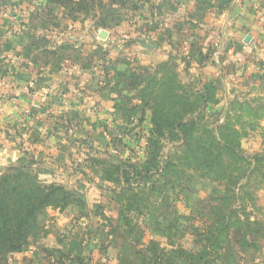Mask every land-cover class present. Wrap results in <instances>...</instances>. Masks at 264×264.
<instances>
[{"label":"crops","instance_id":"obj_1","mask_svg":"<svg viewBox=\"0 0 264 264\" xmlns=\"http://www.w3.org/2000/svg\"><path fill=\"white\" fill-rule=\"evenodd\" d=\"M49 2L0 0V170L31 156L39 184L81 205L43 209L12 263L100 264L118 203L98 162L118 146L144 157L150 127L146 104L115 75L171 56L182 84L214 92L232 80L263 96L264 0H109L94 28L40 7ZM52 17L60 30L46 27ZM224 62L232 68L222 78Z\"/></svg>","mask_w":264,"mask_h":264},{"label":"rangeland","instance_id":"obj_2","mask_svg":"<svg viewBox=\"0 0 264 264\" xmlns=\"http://www.w3.org/2000/svg\"><path fill=\"white\" fill-rule=\"evenodd\" d=\"M55 1L56 4L42 3L40 7L45 4L48 12L64 13L68 19L85 22L91 28L98 25L99 14L108 12L109 0ZM49 24L59 30L63 26L58 17H52L46 27ZM66 54L76 59L75 52ZM223 55L224 52L220 53L222 62ZM175 65V57L171 56L148 67L133 63L123 74L115 75L122 84L117 88L132 78L131 95L146 100L153 110L177 112L209 129L225 124L241 128L247 132L240 143L241 150L255 158L253 165L257 171L252 180H242L241 186H225L224 182L204 178L193 168H182L183 164L174 156L173 148L178 144L161 140L160 156L163 160L165 156L173 159L175 167L168 172L167 181L155 176L150 181L152 189L149 183L141 185L135 191L137 198L131 199L127 185L120 181L128 180L126 166L140 164L146 151L143 157L139 150L137 155H126L119 154L121 146L114 148L110 156L102 155L100 159L105 162L108 177L119 184L116 186L122 200L114 209L117 213L120 209L129 226L120 221L107 229L95 254L105 257L100 264H264V95H253L252 88L242 89L243 84L237 86L232 80L214 92L204 86L193 88L178 83ZM231 68L225 62L219 67L222 78ZM140 129L143 130L141 125ZM154 140L158 141L157 136ZM29 163L25 159L23 164ZM12 166L0 170V178ZM22 173L23 182L33 179L31 168ZM69 200L70 195L63 192L50 197L54 205ZM12 255L0 256V264H13Z\"/></svg>","mask_w":264,"mask_h":264},{"label":"trees","instance_id":"obj_3","mask_svg":"<svg viewBox=\"0 0 264 264\" xmlns=\"http://www.w3.org/2000/svg\"><path fill=\"white\" fill-rule=\"evenodd\" d=\"M127 1L121 0L119 3L124 5L129 3ZM49 3L56 4V1L50 0ZM131 79H127V82L124 83L130 92L131 81H133ZM176 80L181 83L177 73ZM137 99L149 107L150 127L145 137V159L140 164L126 166V170L130 173L129 178L120 181L121 185H127L129 198H137L138 194L135 191L141 185H148L146 183H149V188L152 189L154 185L150 184V181L155 176L167 181L168 172L175 167L173 159L169 160V157L165 156V160H163L160 156L162 145L159 141L161 140H165L167 143H177L178 145L173 148L174 156L183 164L182 168L187 170L193 168L204 178L224 182L225 186L226 184L241 186L243 185L242 180H252L253 172L257 171L253 165L255 158L247 156L240 147L242 139L247 136L246 131L238 127L232 128L229 124L216 125L209 129L206 125L185 118L177 112L166 113L153 110L146 100ZM174 99L176 102H180L179 99ZM142 121L141 118L137 122L139 126L142 125ZM154 136H157V142L154 140ZM25 159L29 160V166L23 164ZM98 163L103 180L115 187V197L119 205L122 200L119 196L121 192H118L119 184L108 177L105 162L100 160ZM163 164L165 165L160 167ZM29 168L33 171V179L23 182L22 172ZM7 171L8 174L0 178V256L20 253L27 247L35 219L43 209L47 207L64 209L73 203L81 205L79 196L74 192L61 186L39 184L36 181V168L31 156H24L19 163L9 167ZM14 171L17 172L13 173ZM226 173H229V176H226ZM262 185L264 187V182ZM56 192L69 194L70 200L63 205L52 204L50 197ZM119 211L120 209L117 213V222L122 221L128 227V220Z\"/></svg>","mask_w":264,"mask_h":264},{"label":"built area","instance_id":"obj_4","mask_svg":"<svg viewBox=\"0 0 264 264\" xmlns=\"http://www.w3.org/2000/svg\"><path fill=\"white\" fill-rule=\"evenodd\" d=\"M217 54H218V50L213 53L214 56H216ZM28 113H29V111H26L25 115L28 116Z\"/></svg>","mask_w":264,"mask_h":264}]
</instances>
